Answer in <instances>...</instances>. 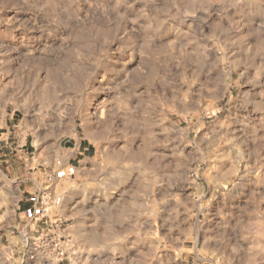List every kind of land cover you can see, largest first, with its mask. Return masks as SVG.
I'll return each mask as SVG.
<instances>
[{
    "label": "clouds",
    "instance_id": "obj_1",
    "mask_svg": "<svg viewBox=\"0 0 264 264\" xmlns=\"http://www.w3.org/2000/svg\"><path fill=\"white\" fill-rule=\"evenodd\" d=\"M0 264H264V0H0Z\"/></svg>",
    "mask_w": 264,
    "mask_h": 264
}]
</instances>
